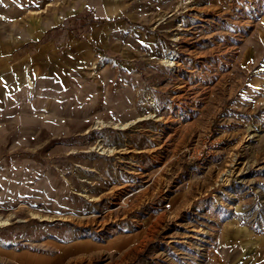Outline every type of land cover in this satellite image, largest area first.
Segmentation results:
<instances>
[{"label": "rangeland", "instance_id": "rangeland-1", "mask_svg": "<svg viewBox=\"0 0 264 264\" xmlns=\"http://www.w3.org/2000/svg\"><path fill=\"white\" fill-rule=\"evenodd\" d=\"M121 89L0 172V264H264V0H0V101Z\"/></svg>", "mask_w": 264, "mask_h": 264}, {"label": "crops", "instance_id": "crops-1", "mask_svg": "<svg viewBox=\"0 0 264 264\" xmlns=\"http://www.w3.org/2000/svg\"><path fill=\"white\" fill-rule=\"evenodd\" d=\"M58 92L50 93L53 97L58 95L59 101L48 102L46 112L42 110L39 103L35 102L32 104V102L18 100L0 101V159L4 158L0 161V172H12V169L33 171L32 161L39 155V149L27 147L33 145L32 142L35 138L40 140L38 136L54 135L56 128L70 125L71 116L76 121L85 124L91 115L102 111L119 117V113L123 115L130 111L132 114L134 110V106L127 99L129 95L127 89L112 91L109 94L110 97H108L109 92L95 91L94 94H91L93 96L89 95L88 98V101L94 100V103L88 105L85 103L87 97L81 99L79 95V101L75 103L74 100L77 98L72 95L67 98V95L64 93L60 95ZM101 93L104 95V99L100 96ZM72 112L75 113L72 115ZM7 146L11 147V152L6 150Z\"/></svg>", "mask_w": 264, "mask_h": 264}]
</instances>
